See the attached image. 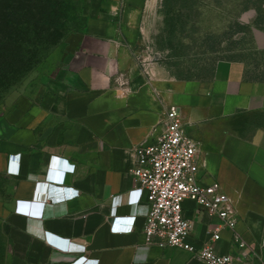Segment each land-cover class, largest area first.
I'll return each instance as SVG.
<instances>
[{"label": "crops", "instance_id": "0c3cea01", "mask_svg": "<svg viewBox=\"0 0 264 264\" xmlns=\"http://www.w3.org/2000/svg\"><path fill=\"white\" fill-rule=\"evenodd\" d=\"M163 5L91 0L45 100L20 102L0 120V223L14 260L204 264L187 251L147 245L143 217L133 233L116 232L128 225L119 219L147 202L132 177L135 149L158 140L177 106L200 143V181L219 182L237 212L236 230H224L215 249L234 264H264V83L230 60L206 80H179L156 65L141 70L134 50L163 32ZM185 209L194 222L189 242L200 248L211 240V221L191 202Z\"/></svg>", "mask_w": 264, "mask_h": 264}, {"label": "rangeland", "instance_id": "374dc122", "mask_svg": "<svg viewBox=\"0 0 264 264\" xmlns=\"http://www.w3.org/2000/svg\"><path fill=\"white\" fill-rule=\"evenodd\" d=\"M89 2L74 0L79 12L67 23L62 22L63 30L52 36L34 38L32 33L33 39L24 38L18 59L10 60L14 67L0 75V120L20 102L45 100L49 82L60 78L65 70L67 40L84 29ZM259 12L264 14V0H172L170 14L163 8V32L138 44L134 60L141 70L156 65L175 78L203 80L211 77L218 62L230 60L245 65L247 78L264 80V30L256 25ZM239 25L247 31L237 32ZM0 264H23L12 258L1 223Z\"/></svg>", "mask_w": 264, "mask_h": 264}, {"label": "built area", "instance_id": "2783aa9c", "mask_svg": "<svg viewBox=\"0 0 264 264\" xmlns=\"http://www.w3.org/2000/svg\"><path fill=\"white\" fill-rule=\"evenodd\" d=\"M200 143L186 131L180 109L170 106L166 112L164 132L150 146L135 149L136 164L132 177L138 189L147 192L145 209L131 217L119 219L116 232L135 231V218L143 217L142 234L147 245L184 250L204 264H234L230 254H219L214 243L221 240L224 230L235 231L237 212L219 182L203 183L198 178ZM132 192L129 193V203ZM65 197L71 199L77 197ZM193 203L199 214L211 221V240L196 248L189 242L194 222L186 216L185 203ZM242 248L246 243L236 235Z\"/></svg>", "mask_w": 264, "mask_h": 264}, {"label": "trees", "instance_id": "16d2710c", "mask_svg": "<svg viewBox=\"0 0 264 264\" xmlns=\"http://www.w3.org/2000/svg\"><path fill=\"white\" fill-rule=\"evenodd\" d=\"M172 0H164L163 7L170 14ZM76 10L74 0H0V75L14 67L10 60H17L19 48L25 37L33 39L32 33L38 38L63 30L62 22L66 23ZM166 23L170 24L168 18ZM256 25L264 30V14L258 13ZM170 26V25H169ZM247 27L239 25L237 32L244 33ZM73 34V33H72ZM57 34L54 33V36ZM214 71V69H213ZM212 71V73H213ZM212 75V74H211ZM179 80L197 79L176 76ZM264 83V80H257Z\"/></svg>", "mask_w": 264, "mask_h": 264}, {"label": "clouds", "instance_id": "9594fccd", "mask_svg": "<svg viewBox=\"0 0 264 264\" xmlns=\"http://www.w3.org/2000/svg\"><path fill=\"white\" fill-rule=\"evenodd\" d=\"M132 218L134 219V216H133ZM136 220H137V218H135V220H134V221L136 222Z\"/></svg>", "mask_w": 264, "mask_h": 264}]
</instances>
